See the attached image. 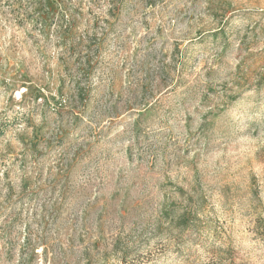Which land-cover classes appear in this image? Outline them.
<instances>
[{"label": "rangeland", "instance_id": "374dc122", "mask_svg": "<svg viewBox=\"0 0 264 264\" xmlns=\"http://www.w3.org/2000/svg\"><path fill=\"white\" fill-rule=\"evenodd\" d=\"M0 264H264V0H0Z\"/></svg>", "mask_w": 264, "mask_h": 264}]
</instances>
